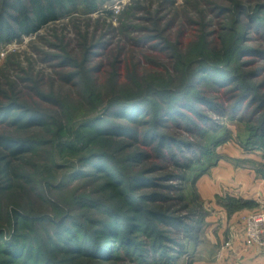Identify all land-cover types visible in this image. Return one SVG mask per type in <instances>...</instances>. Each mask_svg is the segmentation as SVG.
I'll return each instance as SVG.
<instances>
[{
    "label": "trees",
    "instance_id": "16d2710c",
    "mask_svg": "<svg viewBox=\"0 0 264 264\" xmlns=\"http://www.w3.org/2000/svg\"><path fill=\"white\" fill-rule=\"evenodd\" d=\"M79 2L0 0V43L38 32ZM206 3L234 14V8ZM235 6L241 27L231 46L222 36L217 46L200 38L188 48L182 33L173 39L157 26L143 27L149 34L133 37V44L162 72L150 71L141 83L120 70L128 53L91 64L98 55L92 50L106 45L95 35L86 45V33L81 58L66 47L47 57L55 67L73 69L58 71L61 81L77 88L73 93L44 90L33 72L28 79L10 78L5 67L0 264H176L185 252L179 237L196 243L205 218L201 227L181 219L171 197L156 189L180 188L163 182H186L192 175L194 182L217 163L219 137L208 132L221 115L244 121L246 143L264 156V81L246 82L239 69L250 62L245 57L264 61V4L254 11L241 1ZM151 55L167 58L174 75ZM218 198L229 212L245 205L243 198Z\"/></svg>",
    "mask_w": 264,
    "mask_h": 264
},
{
    "label": "rangeland",
    "instance_id": "374dc122",
    "mask_svg": "<svg viewBox=\"0 0 264 264\" xmlns=\"http://www.w3.org/2000/svg\"><path fill=\"white\" fill-rule=\"evenodd\" d=\"M207 1L210 0H81L74 7L70 6L58 20L46 24L38 32L23 35L9 43H0V73L8 66L7 75L10 74V78L16 76L19 79L26 77L28 79L29 72H33L44 90L62 91L66 93L65 95H68L69 92L73 93V90L76 91L77 88H72L68 83L61 81V74H58L60 71H71L73 69L67 66L55 67L47 57L48 55L64 54L62 48L66 47L67 50L73 48L74 52L81 58L85 50V41L82 35L86 33L85 35L90 37L86 45L91 43L92 35H95L96 40L94 41H101L106 45V49L92 50L98 55H93L91 64L94 65L101 59H115L119 53L120 55L128 53L127 63L123 64L120 70L122 74H128L129 78H131L130 75H133L135 81H142V76L147 75L150 71H156V74L162 72L145 60L147 53H143L144 49L140 50L139 46L133 44L136 42V39H132L133 37L149 34V31L143 27L152 29L153 26H157L160 30L163 29L165 35H171L173 39L176 38L177 34L182 33L181 37L183 41H187L188 48L191 46L196 48L200 38L205 39L212 46H217L222 40V36L225 37L226 44L230 45L234 42L241 27L236 22L237 16H235L236 12L234 10L239 8V6H235L236 2L241 1L246 10L250 9V11H254L257 5L264 4V0H212L224 7L234 8L232 11L234 14L231 12L221 14L216 12L215 6L207 4ZM201 10L206 14L205 17L201 16ZM149 16L153 20L147 22L146 17ZM167 27L169 28L167 29ZM191 29L197 31L195 36L190 35ZM150 33L154 32L150 31ZM190 38L192 41L188 43ZM248 43L255 45L256 41L252 40ZM148 56L150 57V55ZM151 57L156 58L161 67L166 65L170 75H174L173 64L167 58L158 55H151ZM245 59L250 62L248 61L249 63L239 68L241 77L246 82L250 79L249 81H252L255 85L262 83L264 81V61L253 59L251 56L249 58L245 57ZM261 67H263L262 70ZM258 69H260V76H252ZM19 70L25 74L20 73ZM31 79L33 78L31 77ZM179 82V80L176 81V83ZM28 83H30L29 80L21 81L22 85ZM260 89L261 95L264 96V86ZM215 121L213 123L214 130L210 129L208 135L219 137L218 145L214 150L216 157L218 156L219 159L225 157L233 161L232 157L241 159L240 157L248 154L260 155L262 153V150L248 146L246 143L248 136L246 123L239 120L237 116L233 118L228 115H221ZM241 161L245 162L244 159H241ZM151 162L152 160L149 163ZM212 168L213 166L204 174L210 173ZM191 173L193 172L189 171L188 175H192ZM153 175L158 177L162 175V171H156ZM192 176L186 182H176L174 180L163 182L165 186L172 183L174 187L179 183L180 188L175 190L163 187L156 190L171 197L172 201L170 203L172 209L176 211L175 215L180 218L183 217L185 221L194 225L200 221L201 227L205 212L207 211L208 214L211 209L210 204L205 203L203 200L210 199L209 192H204L205 195L202 194L197 187L201 176L191 182ZM218 196L215 194L212 199H219ZM205 225L206 223L199 232L196 243L187 237H183V235L180 236L181 238L179 237L180 242L185 243V252L177 257L176 264H205L211 261L206 259L211 257L212 247L210 243L203 240L206 230ZM208 233L211 236L212 232L209 231Z\"/></svg>",
    "mask_w": 264,
    "mask_h": 264
},
{
    "label": "crops",
    "instance_id": "0c3cea01",
    "mask_svg": "<svg viewBox=\"0 0 264 264\" xmlns=\"http://www.w3.org/2000/svg\"><path fill=\"white\" fill-rule=\"evenodd\" d=\"M232 158L235 163L221 157L197 183L202 194L209 192L210 199L203 200L211 207L205 216L203 240L211 244L212 255L205 264H264V250L245 244L241 219L242 215L264 210V156L260 153L240 157L245 162ZM215 194L243 198L245 205L229 212L222 199H212Z\"/></svg>",
    "mask_w": 264,
    "mask_h": 264
},
{
    "label": "built area",
    "instance_id": "2783aa9c",
    "mask_svg": "<svg viewBox=\"0 0 264 264\" xmlns=\"http://www.w3.org/2000/svg\"><path fill=\"white\" fill-rule=\"evenodd\" d=\"M244 221L243 238L247 246L264 250V210L253 211L242 217Z\"/></svg>",
    "mask_w": 264,
    "mask_h": 264
}]
</instances>
